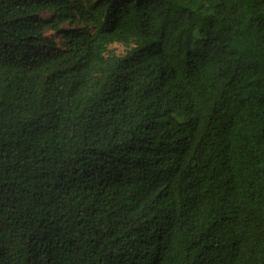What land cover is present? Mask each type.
Returning <instances> with one entry per match:
<instances>
[{
    "label": "trees",
    "instance_id": "trees-1",
    "mask_svg": "<svg viewBox=\"0 0 264 264\" xmlns=\"http://www.w3.org/2000/svg\"><path fill=\"white\" fill-rule=\"evenodd\" d=\"M0 264H264V0H0Z\"/></svg>",
    "mask_w": 264,
    "mask_h": 264
},
{
    "label": "rangeland",
    "instance_id": "rangeland-1",
    "mask_svg": "<svg viewBox=\"0 0 264 264\" xmlns=\"http://www.w3.org/2000/svg\"><path fill=\"white\" fill-rule=\"evenodd\" d=\"M46 14H48V13H46ZM110 47L114 48V50L116 52L122 53V51H123V46H121L119 43H113V44L110 45Z\"/></svg>",
    "mask_w": 264,
    "mask_h": 264
},
{
    "label": "clouds",
    "instance_id": "clouds-1",
    "mask_svg": "<svg viewBox=\"0 0 264 264\" xmlns=\"http://www.w3.org/2000/svg\"><path fill=\"white\" fill-rule=\"evenodd\" d=\"M121 45V44H120ZM122 46V45H121ZM124 52V47H123V51H122V53Z\"/></svg>",
    "mask_w": 264,
    "mask_h": 264
}]
</instances>
